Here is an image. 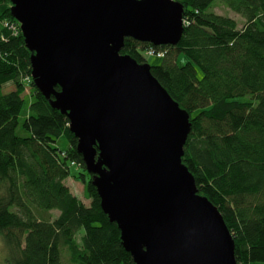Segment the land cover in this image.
Here are the masks:
<instances>
[{
	"label": "trees",
	"instance_id": "obj_1",
	"mask_svg": "<svg viewBox=\"0 0 264 264\" xmlns=\"http://www.w3.org/2000/svg\"><path fill=\"white\" fill-rule=\"evenodd\" d=\"M173 1L188 25L177 45L156 47L164 57L150 71L189 115L181 162L222 215L236 264H264V0ZM11 8L0 0V239L8 264H134L101 210L66 115L33 84L32 53ZM149 47L126 38L120 53L144 64ZM61 137L65 148L56 145ZM72 167L84 172L71 175ZM70 177L89 205L66 187Z\"/></svg>",
	"mask_w": 264,
	"mask_h": 264
},
{
	"label": "water",
	"instance_id": "obj_2",
	"mask_svg": "<svg viewBox=\"0 0 264 264\" xmlns=\"http://www.w3.org/2000/svg\"><path fill=\"white\" fill-rule=\"evenodd\" d=\"M9 1L32 53L33 84L66 115L101 210L117 225L134 264H236L222 215L198 194L181 162L188 113L150 65L120 53L126 38L177 45L183 6L173 0Z\"/></svg>",
	"mask_w": 264,
	"mask_h": 264
},
{
	"label": "rangeland",
	"instance_id": "obj_3",
	"mask_svg": "<svg viewBox=\"0 0 264 264\" xmlns=\"http://www.w3.org/2000/svg\"><path fill=\"white\" fill-rule=\"evenodd\" d=\"M214 11L217 14H219V15H227V16L233 18V19L234 18H238L239 20L237 22L239 23V25L242 23L241 18L237 14L227 11L225 8L219 7L217 9H215ZM146 61H147L148 65H159L160 62H161V59L146 58ZM186 61H187V59L184 57V55H182V54L178 55L177 63H178L179 66L184 65L186 63ZM199 76H200V74H199ZM28 91L26 93L27 96H24V106H23L24 110H27L28 105H29V103L31 101L30 96H28ZM247 99H249V96H246L244 98H238V100H247ZM23 117H24V115L20 116V119H19L20 124L23 121ZM17 134H19V135L26 134V133H24L22 131L20 125H19V127L17 129ZM56 145L58 147L65 148L67 146L66 139L63 138V137L59 138ZM78 172H84V171L82 169L81 170L80 169L77 170L74 167L71 168V175H75ZM65 185H66V187H68V189L70 190V192L74 196H76L79 200L83 201L86 205H89V200L87 199L84 185L81 182H79V181L75 180L74 178L70 177V178H68L65 181ZM57 214L58 213L56 211H51V215L53 217L57 216ZM81 232L80 233L83 234V231H81ZM0 264H8L6 249H5L1 239H0Z\"/></svg>",
	"mask_w": 264,
	"mask_h": 264
},
{
	"label": "built area",
	"instance_id": "obj_4",
	"mask_svg": "<svg viewBox=\"0 0 264 264\" xmlns=\"http://www.w3.org/2000/svg\"><path fill=\"white\" fill-rule=\"evenodd\" d=\"M183 25H188V22L183 19ZM11 29L12 26H10ZM144 55L148 58L162 59L164 57V51L149 47L145 50Z\"/></svg>",
	"mask_w": 264,
	"mask_h": 264
},
{
	"label": "crops",
	"instance_id": "obj_5",
	"mask_svg": "<svg viewBox=\"0 0 264 264\" xmlns=\"http://www.w3.org/2000/svg\"><path fill=\"white\" fill-rule=\"evenodd\" d=\"M235 20H239L238 18H234Z\"/></svg>",
	"mask_w": 264,
	"mask_h": 264
}]
</instances>
